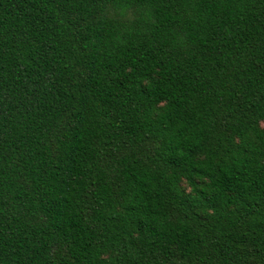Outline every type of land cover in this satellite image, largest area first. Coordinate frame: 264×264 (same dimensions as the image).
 <instances>
[{"label": "trees", "instance_id": "16d2710c", "mask_svg": "<svg viewBox=\"0 0 264 264\" xmlns=\"http://www.w3.org/2000/svg\"><path fill=\"white\" fill-rule=\"evenodd\" d=\"M0 264H264V0H0Z\"/></svg>", "mask_w": 264, "mask_h": 264}]
</instances>
